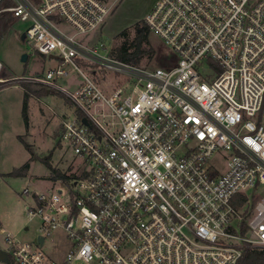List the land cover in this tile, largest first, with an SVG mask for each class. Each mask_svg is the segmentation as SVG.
<instances>
[{
  "label": "built area",
  "instance_id": "built-area-1",
  "mask_svg": "<svg viewBox=\"0 0 264 264\" xmlns=\"http://www.w3.org/2000/svg\"><path fill=\"white\" fill-rule=\"evenodd\" d=\"M13 2L28 45L61 61L20 80L75 107L63 139L82 164L66 193L23 190L40 228L35 244L8 235L15 264H238L264 250V0H154L138 35L174 53L158 68L100 43L110 0ZM68 67L71 90L58 83ZM99 69L129 87L106 92ZM55 230L71 243L62 262L42 249Z\"/></svg>",
  "mask_w": 264,
  "mask_h": 264
},
{
  "label": "rangeland",
  "instance_id": "rangeland-1",
  "mask_svg": "<svg viewBox=\"0 0 264 264\" xmlns=\"http://www.w3.org/2000/svg\"><path fill=\"white\" fill-rule=\"evenodd\" d=\"M114 5L110 17L105 23L100 37V43H104L108 51L113 47L127 44L129 47L123 52H131L136 44L138 30H143L144 19L149 13L154 0H110ZM14 5L13 0H2L0 4V17L5 15L6 26L0 28V89H5L0 96L4 99L3 112L0 117V173L6 177H0V250L7 251L9 245L6 241L8 235L16 241L34 243L39 235V218L30 219L26 207L33 204L31 195H24L23 190L29 188L34 191H47L54 186L64 187L65 193L68 187L62 179L53 180L52 170L45 163L48 158L53 169L64 174H77L82 169L81 160L67 146L63 139V125L65 118L73 116L75 107L59 92L53 91L49 95L47 91L32 83H26L20 78H30L43 75L48 69L56 68L61 61L49 56H44L34 51L22 40V34L27 30L29 24L13 17L8 11ZM62 28L68 33L72 29L61 21ZM144 27V28H143ZM147 35L143 43L145 50L152 54H146L140 65L149 67H170L174 53L162 40L152 32H142V37ZM27 55V61L22 57ZM69 76L58 80V83L67 89H74L73 83L80 75L68 67ZM2 73L5 76H2ZM89 75L93 73L87 71ZM96 78L102 83L106 92L110 93L118 85L125 84L128 78L116 72L99 69ZM129 82V81H128ZM128 82L126 83L129 87ZM32 84V85H31ZM27 87L32 90L29 93L27 116L23 114L24 91ZM44 91V92H43ZM25 135L23 141L33 147L38 158L31 161V154L18 140L17 135ZM63 146V147H62ZM30 163V169L24 177L11 176L14 170ZM212 163L223 166V161L215 157ZM33 179H36L34 182ZM264 195H257V199ZM2 228L5 231H2ZM71 243L62 230L53 231L48 236L46 244L42 248L48 258L56 262H62L70 249ZM50 256V257H49ZM10 262L0 264H15L11 253H8Z\"/></svg>",
  "mask_w": 264,
  "mask_h": 264
},
{
  "label": "trees",
  "instance_id": "trees-1",
  "mask_svg": "<svg viewBox=\"0 0 264 264\" xmlns=\"http://www.w3.org/2000/svg\"><path fill=\"white\" fill-rule=\"evenodd\" d=\"M33 2H35L36 4L40 3V0H31ZM2 0L0 1L1 4ZM5 15H2L0 17V28H4L7 24V21L4 17ZM147 39V35H144L142 37V34L138 35L137 37V41L135 44L134 49L129 52L126 53L122 56V59L126 62L135 64V65H139L142 58L146 55V54H152L151 51L145 50L143 48V43L144 41ZM129 47V45L127 44H123L119 47H117L114 51H112V55L115 57H118L121 53H123L127 48ZM2 76L4 77L5 74L2 73ZM44 92V91H43ZM46 93V90H45ZM27 97H29L27 95ZM27 110H28V105L27 102H25L24 105V115L27 116ZM24 145L27 149V151L31 154V161L35 160L38 158L37 154L35 153V151L33 150V147L26 143L25 141ZM45 163L51 168V178L53 180H57L59 178H63L64 180L68 181L69 179H71L70 176H68L67 174H64L62 172H60L59 170L53 169L48 161V158L45 159ZM30 169V163H26L25 165H23L21 168H18L16 170H14L12 173H10L11 176H15V177H24L27 175V172ZM238 264H264V250L260 251V250H246L244 252V255L242 257V259L240 260V262Z\"/></svg>",
  "mask_w": 264,
  "mask_h": 264
},
{
  "label": "crops",
  "instance_id": "crops-1",
  "mask_svg": "<svg viewBox=\"0 0 264 264\" xmlns=\"http://www.w3.org/2000/svg\"><path fill=\"white\" fill-rule=\"evenodd\" d=\"M3 63L0 61V65H2ZM24 82H26V83H32V82H30V81H24ZM32 84H36V83H32ZM31 84V85H32ZM37 85H39V84H37ZM39 86H41V85H39ZM44 90H46L47 91V94L49 95L50 93H52V91H49V90H47L45 87H43V86H41ZM6 89V88H5ZM5 89H0V96L4 93V91H5ZM23 91L24 90H26L27 89V87H25V89L22 87L21 88ZM30 92H32V90H29V89H27L26 90V92L24 91V99H23V108H22V110H23V114H24V105H25V102H27V105H28V100L30 99V96H29V93ZM27 95L29 96V97H27ZM3 103H4V99H1L0 100V117L2 116V112H3V108L4 107H2V105H3ZM25 135H17V138H18V140L24 145V142H23V137H24ZM24 148L26 149V147H25V145H24ZM27 150V149H26ZM37 154V153H36ZM38 156V155H37ZM25 165V164H24ZM0 177L1 178H4V177H6V175L5 174H3V173H0ZM35 180L36 179H33V181L35 182ZM1 229H2V231H5V229L4 228H2L1 227ZM12 237V236H11ZM1 251V250H0ZM3 251V250H2Z\"/></svg>",
  "mask_w": 264,
  "mask_h": 264
},
{
  "label": "water",
  "instance_id": "water-1",
  "mask_svg": "<svg viewBox=\"0 0 264 264\" xmlns=\"http://www.w3.org/2000/svg\"><path fill=\"white\" fill-rule=\"evenodd\" d=\"M137 33H141V30H138ZM21 38H22V40H25V38H26V33L25 32L22 34ZM27 57H28L27 55H24L22 57V61L23 62H26L27 61ZM50 59H53V57H50ZM84 122L86 124H88V122H87L86 119L84 120ZM39 241H40L41 244H43L44 239L42 237H40L39 238ZM8 253H9V250H7V251H0V261L1 262H6V263L10 262L9 257H8Z\"/></svg>",
  "mask_w": 264,
  "mask_h": 264
},
{
  "label": "bare ground",
  "instance_id": "bare-ground-1",
  "mask_svg": "<svg viewBox=\"0 0 264 264\" xmlns=\"http://www.w3.org/2000/svg\"><path fill=\"white\" fill-rule=\"evenodd\" d=\"M113 56V55H112ZM113 57H115V56H113Z\"/></svg>",
  "mask_w": 264,
  "mask_h": 264
}]
</instances>
